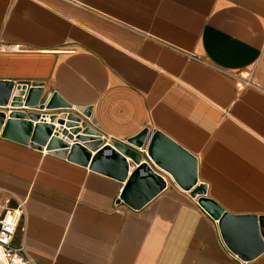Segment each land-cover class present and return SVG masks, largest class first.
<instances>
[{
  "label": "crops",
  "instance_id": "0c3cea01",
  "mask_svg": "<svg viewBox=\"0 0 264 264\" xmlns=\"http://www.w3.org/2000/svg\"><path fill=\"white\" fill-rule=\"evenodd\" d=\"M0 43L23 48L0 52V81L89 109L112 145L161 132L196 160L204 198L264 218V0H0ZM127 161L120 181L0 138V201L24 203L13 246L34 264H264L149 158L164 189L127 206Z\"/></svg>",
  "mask_w": 264,
  "mask_h": 264
},
{
  "label": "water",
  "instance_id": "95a60500",
  "mask_svg": "<svg viewBox=\"0 0 264 264\" xmlns=\"http://www.w3.org/2000/svg\"><path fill=\"white\" fill-rule=\"evenodd\" d=\"M82 117L88 119L89 109H73L57 93L43 96L41 88L0 81V138L35 145L120 181L127 178L128 159L137 168L129 176L121 200L135 210L164 189V182L149 164H140L142 157L149 158L155 166L170 173L181 190L201 197L199 205L218 221L224 242L240 260L250 261L264 251V218L234 216L204 198L205 186L193 188L197 183L196 160L182 147L161 132L151 134L145 144L147 129L128 139L126 146H102L100 134L88 127ZM55 121L64 125L58 129L64 138L55 130Z\"/></svg>",
  "mask_w": 264,
  "mask_h": 264
},
{
  "label": "built area",
  "instance_id": "2783aa9c",
  "mask_svg": "<svg viewBox=\"0 0 264 264\" xmlns=\"http://www.w3.org/2000/svg\"><path fill=\"white\" fill-rule=\"evenodd\" d=\"M21 51H23V48L20 45L0 43V52ZM248 83L249 82L246 84ZM45 120L48 121V118L46 117ZM54 127L59 136L64 138L61 135V130H58L60 128H64V125L61 126L55 121ZM66 130L69 132L70 129L67 128ZM100 140L102 141V146L108 144L111 145L108 138L101 134ZM23 214L24 203H18V205L13 208L10 207L7 202L0 201V264H34V261L28 254L23 242H21V244L17 247L13 246V238Z\"/></svg>",
  "mask_w": 264,
  "mask_h": 264
}]
</instances>
